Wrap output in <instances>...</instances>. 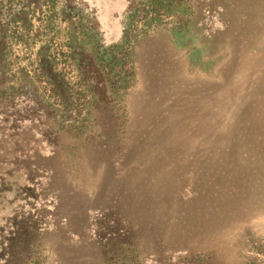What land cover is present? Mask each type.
<instances>
[{"label":"rangeland","instance_id":"obj_1","mask_svg":"<svg viewBox=\"0 0 264 264\" xmlns=\"http://www.w3.org/2000/svg\"><path fill=\"white\" fill-rule=\"evenodd\" d=\"M109 257L264 264V0H0V264Z\"/></svg>","mask_w":264,"mask_h":264},{"label":"trees","instance_id":"obj_2","mask_svg":"<svg viewBox=\"0 0 264 264\" xmlns=\"http://www.w3.org/2000/svg\"><path fill=\"white\" fill-rule=\"evenodd\" d=\"M121 231H122V229L112 228V227H109L107 225L103 227V231H102V233L99 234V236L101 238V241L106 240V236H109V237H107V240L105 242L107 245H109V249L107 250L106 253H108L109 251H112L114 248L119 247V246L118 247L112 246V245H114L112 243H117L116 245H120V246L124 245V248H127V250L131 248L132 244L128 243L126 241V239H127L126 235L123 232L121 233ZM110 245H111V247H110ZM112 256L115 257L116 255H112ZM112 259L113 258H111V257H109L107 259L110 262V264L112 262Z\"/></svg>","mask_w":264,"mask_h":264}]
</instances>
